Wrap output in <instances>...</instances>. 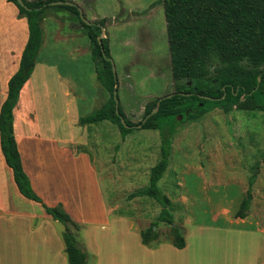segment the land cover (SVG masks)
Wrapping results in <instances>:
<instances>
[{"label":"rangeland","instance_id":"1","mask_svg":"<svg viewBox=\"0 0 264 264\" xmlns=\"http://www.w3.org/2000/svg\"><path fill=\"white\" fill-rule=\"evenodd\" d=\"M76 1L81 5L84 21L90 22L92 15L106 20L103 37L107 38L116 70L119 106L136 126L124 139L119 126L110 121L91 125L87 131L88 127L70 123L67 115L65 130L56 133H66L67 140L76 139L81 145L72 149L88 153L97 173L86 170L84 162L82 177L80 173L67 172L59 189L76 193L77 199L90 209L103 202L116 210L115 217L131 218L146 231L157 221L162 206L153 198L138 195L149 187L151 170L162 159L163 131L170 132L172 125L161 123L164 130L137 125L143 121L148 103L175 91L164 7L161 0ZM49 10L56 17L45 29V45L39 59L53 66L54 74L48 80L50 90L56 93L53 103L62 106L61 92L70 89L73 94L76 92L81 115H91L111 96L92 77L96 66L88 29H68L63 21L67 12ZM60 23L66 29H61ZM56 74L66 80H56ZM37 81L39 84L40 79ZM96 93L100 97L92 101ZM182 121L179 118L173 124L169 168L158 183L160 191L170 199L168 209L175 225L194 244L208 243L211 236L220 245L230 236L223 231L203 232V238H197L198 232L189 236L192 233L186 225L190 222L221 229L241 228L237 245L243 251V264L255 256L264 263V112L236 106L230 111L216 108L198 120ZM75 164L79 169L82 163ZM52 183L57 187L55 181ZM250 187L252 201L247 217L241 225L239 220L230 224L238 219L236 214ZM155 232L159 241L172 240L171 227L165 223H158Z\"/></svg>","mask_w":264,"mask_h":264},{"label":"crops","instance_id":"2","mask_svg":"<svg viewBox=\"0 0 264 264\" xmlns=\"http://www.w3.org/2000/svg\"><path fill=\"white\" fill-rule=\"evenodd\" d=\"M65 1L81 8L76 0ZM49 9L42 22V49L14 109V136L33 190L44 205L50 208L62 206L70 215L78 228L73 224L69 228L87 254L88 264H243V251L237 245L238 233L243 232L241 228L221 229L190 222L186 225L189 233H192L189 236L198 232L197 238H203V232L223 231L230 239L217 245L210 236L208 243L194 244L182 234L186 242L183 249L176 248L172 240L145 245L141 236L144 230L135 220L115 217L116 210L103 202L91 205L90 209L80 198L77 199L76 193L59 189L60 182L64 183L67 178V172L80 173L82 177L84 162L86 170L92 174L97 172L88 153L72 149L75 145H81L77 144L76 139L67 140L66 133L63 136L56 133V130H65L67 115H70V123L88 127L87 131L94 124H80L81 118L86 116L81 115L76 92L73 94L70 89L64 90L61 92L62 106L53 103L56 93L48 85V80L54 74L51 70L53 66L39 59L45 45V29L56 17ZM63 10L67 12L63 21L68 29L83 28L70 11ZM93 21H99V18L92 15L90 23ZM65 24H61V29H66ZM28 39L27 19L14 3L0 0V112L8 96L9 81L19 70ZM92 77L99 84L96 68ZM55 79L66 80L60 74H56ZM98 93L92 101L98 100ZM76 162L79 165L82 163L81 167L78 165L79 169L75 167ZM43 204L27 199L20 193L13 171L2 152L0 137V264H69L64 240L66 227L47 214ZM90 214L99 216L90 217ZM238 220L241 225L244 219L231 220L230 224H237ZM253 259L248 264H264L258 256Z\"/></svg>","mask_w":264,"mask_h":264},{"label":"trees","instance_id":"3","mask_svg":"<svg viewBox=\"0 0 264 264\" xmlns=\"http://www.w3.org/2000/svg\"><path fill=\"white\" fill-rule=\"evenodd\" d=\"M9 1L14 3L20 14L27 19L29 39L22 54L19 70L9 81L8 96L1 108V148L7 165L13 171L20 193L27 199L43 204L24 171L13 123L14 109L20 92L31 78L42 49V22L47 9H66L88 29L98 81L111 96L110 101L101 109L81 118L80 124L110 121L119 126L124 139L136 125L126 118L120 106L118 113L116 110L114 97L116 83L110 49L107 38L99 41L101 28L104 27L106 20L93 21L89 25L82 19L77 5H51L55 1L65 0H23L27 8L21 6L17 0ZM161 2L167 23L175 91L171 93L174 95L172 98L163 99L170 95L168 94L148 103L143 121L161 101L158 112L150 116L145 123L141 121L137 125V127L142 125V129L148 130H164L161 126L163 122H170L172 125L170 132L163 131L162 159L151 170L149 187L138 195L153 198L162 206L157 221L149 229L144 230L141 236L145 245L159 242V234L155 232V228L158 223H165L171 227L174 246L183 249L186 242L168 209L170 199L158 187L159 181L169 168L173 124L179 122L180 117H183L182 122L198 120L216 108L230 111L236 106L264 112V0H161ZM201 96L215 100L204 99ZM254 182L255 177H252L250 185L253 186ZM251 201L250 187L236 214L237 218L247 217ZM43 207L47 214L66 227L64 240L69 264H88L87 254L79 246L75 234L69 228L72 224L78 228L70 215L62 206L50 208L43 204Z\"/></svg>","mask_w":264,"mask_h":264},{"label":"water","instance_id":"4","mask_svg":"<svg viewBox=\"0 0 264 264\" xmlns=\"http://www.w3.org/2000/svg\"><path fill=\"white\" fill-rule=\"evenodd\" d=\"M17 2L21 5V6H23L24 8H27V6L25 5V3H24V1L23 0H17ZM63 4H65V5H72V3L71 2H69V1H55V2H53V3H51V5H53V6H57V5H63ZM79 12H80V15H81V17H82V19L84 20V17H83V13H82V10L81 9H79ZM87 24H91L90 22H88V21H85ZM101 30H102V34H101V36L99 37V41H101V39L102 38H104L103 36H106V34H105V31H104V27H102L101 28ZM111 63H112V67H113V73H114V77H115V90H114V97H115V101H116V110H117V113H118V108H119V101H118V98H117V86H118V84H117V78H116V70H115V67H114V64H113V61H111ZM260 81V80H259ZM174 95L173 94H170V95H168V96H166V97H164L163 99H165V98H172ZM202 98H204V99H208V100H215V99H213V98H209V97H206V96H201ZM163 99H160V100H163ZM161 102V101H160ZM160 102L157 104V107L152 111V113L149 115V116H147V118L143 121V123H145L146 121H147V119L150 117V116H152V115H154V114H156L157 112H158V109H159V106H160ZM182 118L183 117H180V120H182ZM121 121L123 122V123H125V120L123 119V118H121ZM142 125H139L138 127H141Z\"/></svg>","mask_w":264,"mask_h":264}]
</instances>
